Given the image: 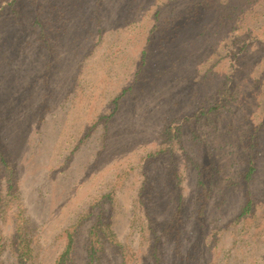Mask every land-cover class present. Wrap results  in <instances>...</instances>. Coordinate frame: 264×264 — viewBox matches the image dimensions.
I'll return each instance as SVG.
<instances>
[{
    "label": "rangeland",
    "instance_id": "374dc122",
    "mask_svg": "<svg viewBox=\"0 0 264 264\" xmlns=\"http://www.w3.org/2000/svg\"><path fill=\"white\" fill-rule=\"evenodd\" d=\"M236 1L229 29L154 50L148 0H0L4 264L18 216L34 264H56L69 229L70 264H90L94 225L92 264H264V0Z\"/></svg>",
    "mask_w": 264,
    "mask_h": 264
},
{
    "label": "trees",
    "instance_id": "16d2710c",
    "mask_svg": "<svg viewBox=\"0 0 264 264\" xmlns=\"http://www.w3.org/2000/svg\"><path fill=\"white\" fill-rule=\"evenodd\" d=\"M154 6V21H155V31H161V35L158 40L155 41V34H151L149 38V44L153 47L154 50H159L163 45H169L172 42H175L178 35V29L180 27H185L187 25H192L196 34L202 35L201 37L212 34L213 30L218 26L222 27L224 30L230 28V24L233 22L232 18L235 17L238 6L236 0H187L188 2L182 5L181 10L172 11L171 13H164L165 8L167 7V2L159 0H148ZM216 3V4H209ZM234 6H236L234 8ZM234 8V10H233ZM162 15V16H161ZM161 17H164L161 21ZM153 32V31H152ZM228 33V32H227ZM192 38H195L194 35H191ZM190 43H193V39L189 40ZM120 99L116 98L114 101V111H118L120 107ZM8 157L0 150V165L7 167L3 170V178L5 179L8 190H13L17 185V177L14 170L10 168V162ZM4 182V183H5ZM16 184V185H15ZM9 196V192H8ZM16 200H3L2 195L0 196V213L2 212V207L5 205L8 206L10 202ZM5 204V205H3ZM180 210V208H179ZM253 211V201L248 200L246 206L243 209V212L232 221L229 227L234 231H239L241 236H244L245 219L252 214ZM179 216V215H178ZM15 223V230L12 236L11 242L12 247L15 251L16 264H34V248L32 246V240L30 235L29 223L26 218L21 216L17 217ZM100 223V221H97ZM72 229L67 231V247L65 251L59 256L56 261V264H70L71 257L73 254V247L75 241L74 232H71ZM177 233H180V228L177 227ZM3 240L2 238H0ZM103 236L100 234L97 226L90 230L89 233V245H88V257L90 264L94 261H98L101 258L103 250L101 248ZM155 246H157L155 244ZM195 245H193V248ZM4 244H0V264H4L2 261V253L5 251ZM180 251V249H179ZM181 253V252H180ZM188 256V257H187ZM185 258V264H197L195 254L193 251H189ZM159 261V260H158ZM211 264H220L216 260Z\"/></svg>",
    "mask_w": 264,
    "mask_h": 264
}]
</instances>
